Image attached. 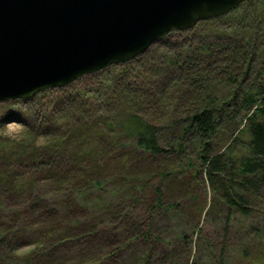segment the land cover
<instances>
[{
	"label": "trees",
	"instance_id": "1",
	"mask_svg": "<svg viewBox=\"0 0 264 264\" xmlns=\"http://www.w3.org/2000/svg\"><path fill=\"white\" fill-rule=\"evenodd\" d=\"M255 4L246 0L225 17L165 37L162 42L176 34L189 37L172 55L154 56L148 50L131 63L83 78L97 85L64 97L65 109L54 104L45 123L32 125L23 137L6 141L0 136V264H185L189 259L175 262L176 254L167 252L170 242H151L155 211L182 215L179 204L166 201L163 193L181 181L194 184L195 196L203 182L209 185L215 199L206 215L226 234L216 243L204 236L197 210L194 233L181 237L187 256L196 237L197 244L215 254V264H264V66L252 74L264 49V12ZM144 60L142 67L135 66ZM153 60L162 64L151 67ZM240 67L242 77L235 74ZM101 73L107 75L103 82L94 81ZM168 81L181 103L195 91L205 97L180 122L182 136H190L199 149L204 174L192 163L188 172L170 170L166 159L153 174L159 180L155 186L142 171L134 176L136 164L149 166L184 152L181 141L178 150L164 147L162 129L145 114L167 92ZM221 83L232 93L224 100L212 98ZM12 105L0 103V121ZM169 107L167 116L179 113L178 103ZM25 114L33 118L39 113L31 107ZM242 121L249 141L246 154L235 157L231 144L222 151L215 138L226 125L225 134H233ZM40 133L45 138L38 144ZM136 152L140 157L133 159ZM141 213L146 222L135 221ZM236 213L255 221L249 231L242 229L245 237L233 247L229 231ZM134 242L140 243L139 252L123 259Z\"/></svg>",
	"mask_w": 264,
	"mask_h": 264
},
{
	"label": "water",
	"instance_id": "2",
	"mask_svg": "<svg viewBox=\"0 0 264 264\" xmlns=\"http://www.w3.org/2000/svg\"><path fill=\"white\" fill-rule=\"evenodd\" d=\"M246 0H0V102L126 65Z\"/></svg>",
	"mask_w": 264,
	"mask_h": 264
},
{
	"label": "rangeland",
	"instance_id": "3",
	"mask_svg": "<svg viewBox=\"0 0 264 264\" xmlns=\"http://www.w3.org/2000/svg\"><path fill=\"white\" fill-rule=\"evenodd\" d=\"M255 2H256L255 7L264 12V0H255ZM250 11H252V9H250ZM250 11H247V13H250ZM186 36L187 35H181V34L173 35L169 39H166L163 42L160 41L159 43L153 45L149 50H151L150 52L154 56H156L154 53H165V54L172 55L176 53L175 51H177V49L182 44L186 43L187 38H189L188 36L187 37ZM167 47L170 48L169 49L170 51L166 50L168 49ZM262 51H264V49H262ZM262 51L258 52V56L256 58V61H255V64L252 70L253 75H254V72L256 71L258 72L262 70L264 66V64L262 63L264 62V59H261ZM263 56H264V52H263ZM144 63H145V60L143 63L139 62L138 64H135V66L139 68V66L142 67ZM159 64H162V60L161 62L160 61L157 62L156 60H153L150 65L151 67L156 68ZM219 65H221L220 67H223L222 64H219ZM241 68L242 67L239 68L240 71H235V74H238L239 76L242 77L243 74L241 73H243L244 71ZM112 74H115V73L113 72ZM213 75L214 74L209 76V78L207 79L208 80L213 79ZM104 76H107V75L106 74L104 75L103 73H101V75L96 76L93 79L94 81L98 80L100 83H102L103 82L102 79H104ZM82 79H80L81 81L78 80L80 82L77 81L78 84H76L75 82L74 84L76 85H74V87L72 88L70 87L71 86L70 85L60 90L59 89L49 90L51 93H49L48 91L40 93L38 96H36L38 97V100H35L36 98L35 97L34 99L29 100V101L20 100L23 103H15L16 101H12L13 103V105L11 106L12 112L4 113L5 114L4 119L0 121V136L3 139H6V141L23 137L25 135V130L31 127L32 125L39 124V123L41 124L45 123L46 119L44 118V115L45 113L47 115L49 113H52L51 111L53 110L54 104L56 105L55 109L56 107H58L57 109H59L62 106V100H64L63 99L64 97L66 96L69 97V95L71 97L77 96L78 93H84L85 91L84 88L90 89L94 87L95 85H97L96 82L92 84L91 80L87 81L86 80L87 78L85 80H82ZM169 81L167 83L168 84L167 92L164 95H161L162 99L158 100L154 104L152 103L153 104L152 106L148 105L147 110H145L146 111L145 114H148L151 117L150 118L151 120L154 119L155 120L154 123L157 124L162 129V132L160 133V137H163V140H162L163 142L161 141V144H163L164 147L169 148L172 146L175 148L177 147L175 145H178V143L181 141V143L183 144L182 150H184V152H179L180 154L173 153L171 158L170 157L159 158L158 162H153L154 163L153 165L147 166L144 164H136L137 168L135 170L134 176L137 178L139 171H142V173H144L145 175V179H149V177H153L152 180H148L153 185L155 184L158 185L157 183L159 182L158 178H155L153 174L156 173L157 168H159L161 165L167 162L165 161L166 159L171 162V165H169L170 170L176 168V169H179V171L188 172V167H189L188 165L189 163H192L195 168H200L199 170H201L204 174L202 163L199 160V154H198L199 149L198 147L194 146L191 143V141L189 140L190 136L188 137L182 136L181 133H182V129L184 125L183 123H180V122H182V120L187 116L188 110L193 109L197 105V103L204 100L205 97H200L199 92L197 93L195 91L193 92L194 94L193 97H189V99H187V102L181 103V101L176 100L177 97L174 93L173 82H169ZM147 82L149 81L147 80L145 82V85L147 84ZM214 90L215 92L212 93L211 95L212 98L217 97L220 100H224L228 97L230 93H232L231 91L233 89L232 87L229 88V86H227L226 84L221 83V84H217ZM58 102L61 103L60 107L59 105L56 104ZM0 103L2 104V103H8V102H0ZM175 103L179 104V108H178L179 113L174 116L172 115L167 116V114L170 113L171 111V108L169 107V105H175ZM31 107H33L36 110V112L39 113V114H36L33 118L28 116V114H25V113H28V110ZM62 109H65V106L64 108L62 106ZM39 110L41 112H39ZM140 115L143 116L144 112H140ZM245 122L246 121H242L239 124V127L236 129V131L233 132V134H230V135L225 134L227 125L224 127V129L221 130L222 132H220L219 135H217V137L215 138L218 148L221 146L220 150L222 151L225 150L231 144L234 147L232 156L239 157V156H243L246 154L245 146H246V143L249 141V137H248L247 132L245 131L246 130ZM42 134L43 133H40L36 137V141L39 142L38 144H40L45 138V135H42ZM235 138L238 140L237 142L234 141ZM176 150H178V147L176 148ZM135 156L140 157V153L136 152V154L133 156V159ZM187 175L190 176V179H192L191 174L189 175V173H187ZM180 179H183V177H180ZM136 183L139 184L140 182L137 181ZM168 184H171V183L169 182ZM170 186H172V184ZM180 186L179 187L172 186V190H170V192L167 191L168 189L167 187H165L163 189V193H164V198L166 199V201L177 202V204H179L180 209L182 211V215L180 216L175 213L170 214L164 211H159V212L155 211V214H154L155 216L152 219L154 221L153 222L154 223V227H153L154 234L152 236L151 242L156 241V238L159 239L164 246H166V244L170 242L171 246L165 249L167 250V252H171V253L174 252V254H176L175 262L181 260L184 263L186 262V259H189L185 264H215L218 261V260L216 261L217 257L215 258V254H211L207 250L206 244L205 245L204 243L197 244L196 237H193L191 255L190 257H188L187 253L184 250L183 242L181 240L183 233H188L190 235L194 233L195 231L194 228L195 226H197L194 221L195 217H198L197 210H199L201 213V216H200L201 222H200L199 228L204 230L205 232L204 236H206L209 240L215 243L217 241V238L222 239L224 236H226L225 232L222 230L221 225L220 224L214 225L213 218L208 219L206 215L211 205L212 200L215 199V194L211 190L209 185L205 182H203V185L199 189L198 196H195L196 194L195 195L193 194L194 184L190 186L189 182L187 183V182L181 181ZM139 212L141 211L139 210ZM135 214L137 215L140 213H138V211L137 212L135 211ZM140 218L135 219V221L141 222L145 220L146 222V219H148L145 213L140 215ZM235 218L236 219L232 221V225H231L232 228H230V231H229L231 232V236H230L231 243L230 244L233 247L238 245L239 243L238 241H242V239L245 237V233L242 229L245 228L246 231H249V228L252 226L250 225V223H253L255 221V218H252V216L245 218L239 213L235 214ZM235 243L236 245H234ZM139 249H140V243L138 244L135 242L132 243L129 250H126V252L123 253L122 255L123 259H125L126 257L132 254H135L133 253L135 250H138L139 252ZM28 250L29 249H25L22 251L26 252ZM97 251H99V249ZM216 251L218 250L217 249L215 250V253L217 256L218 253ZM71 263L74 264L75 262H70L69 264ZM231 264H233V262H231Z\"/></svg>",
	"mask_w": 264,
	"mask_h": 264
}]
</instances>
